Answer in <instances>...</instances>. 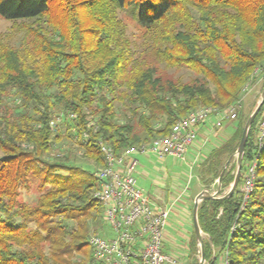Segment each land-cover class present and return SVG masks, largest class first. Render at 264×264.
<instances>
[{
  "label": "trees",
  "instance_id": "obj_1",
  "mask_svg": "<svg viewBox=\"0 0 264 264\" xmlns=\"http://www.w3.org/2000/svg\"><path fill=\"white\" fill-rule=\"evenodd\" d=\"M123 14L142 31V49ZM0 17L13 23L0 34V264H88L77 255L91 245L90 223L104 220L95 197L99 143L120 153L168 135L195 109L227 111L264 63V0H0ZM15 29L25 33L18 48ZM181 68L189 80L164 73ZM263 112L249 131L235 192L199 204L206 264H264ZM251 113H238L235 134L198 168L204 188L217 190L230 161L220 196L234 182ZM61 114L64 132L53 125ZM65 140L94 172L55 152ZM254 160V191L244 203L240 188ZM33 187L30 203L22 193ZM193 248L199 264L195 232Z\"/></svg>",
  "mask_w": 264,
  "mask_h": 264
},
{
  "label": "built area",
  "instance_id": "obj_2",
  "mask_svg": "<svg viewBox=\"0 0 264 264\" xmlns=\"http://www.w3.org/2000/svg\"><path fill=\"white\" fill-rule=\"evenodd\" d=\"M253 77L264 79V63L255 68ZM250 87L247 85L244 88V94ZM242 101L243 98L227 111L215 107L195 109L180 118L168 135L128 147L120 153L104 142L99 143L104 164L95 172L98 180L95 197L103 206L104 221L110 231L106 236H91L93 264H179L163 251L170 211L158 207L139 187L136 177L139 166L137 155L151 154L158 160L167 157L187 160L189 149L198 139V128L211 119H214L216 128L222 127L226 121L236 120ZM62 117V114L56 116L53 125L60 123ZM263 138L264 112L259 120L260 144ZM207 142L208 139L203 145ZM256 164L254 160L240 188L244 203L254 191Z\"/></svg>",
  "mask_w": 264,
  "mask_h": 264
},
{
  "label": "rangeland",
  "instance_id": "obj_3",
  "mask_svg": "<svg viewBox=\"0 0 264 264\" xmlns=\"http://www.w3.org/2000/svg\"><path fill=\"white\" fill-rule=\"evenodd\" d=\"M121 17L126 21L128 28H129V35L130 37L135 40L137 47L142 49V31L139 30L138 26L135 24L133 20H131V17L127 14L121 15ZM13 27V23L9 20L3 19L0 17V34L6 33L7 31H10V28ZM18 33L12 40L13 46L16 48L21 47L23 44V37L25 35L24 30H16ZM164 66V65H163ZM162 66V68H164ZM165 69V68H164ZM166 71V72H165ZM164 73L167 76L180 79L182 81L189 80L192 77V73L186 69H168L165 70ZM264 79H256L250 89L244 94L243 101H242V107L238 110L239 112H242L246 115H248L251 111L253 112L255 106L257 103L261 100V95L264 90ZM120 106V104L118 105ZM121 109V108H120ZM125 113L123 109H121L120 115ZM228 122L230 127H228ZM224 124V123H223ZM236 124L238 125V121H226L224 126H226V130H228V133L233 134L234 129L236 127ZM60 132H64L65 127L62 126V123H60L59 126ZM67 141L65 140L60 145L56 146L55 152L56 153H64V154H71L70 161L74 164H76L79 167L84 168L88 172H94L95 166L93 162L85 160L81 155L74 154L73 152H70L69 148L64 144ZM235 160L236 156H235ZM196 161L194 164L190 165L188 164V161H180V160H174V159H165V160H158L156 157L152 156L151 163L148 166V175H139V187L143 190L145 195H147L150 200H171L172 206L176 208H179L181 206L182 201L186 200L188 198V193L190 191H193L195 187L199 185V181L197 178L198 174V165ZM167 167V172H163V169ZM161 186V187H157ZM162 188V189H161ZM185 190H187V193H185ZM158 191L162 192L161 196H157ZM216 188L214 187L211 192H215ZM22 197L27 202H35V200L38 197V192L33 187L29 191H23ZM161 197V198H160ZM90 230L91 235L96 234L100 232H105L109 234L110 228L107 226L106 222L104 220L97 222H91L90 223ZM203 238H206L204 235ZM177 247L179 250L173 251L172 242L167 239V234L165 232V239L163 244V251L167 255H169L171 258L178 261L179 264H188V258L191 257V250L193 247L186 246L185 239H179L178 240ZM171 242V243H170ZM198 250V249H197ZM199 254V252H198ZM86 259L87 263L90 264L94 261L93 257V248L91 245H88L82 254L77 255V260L80 259Z\"/></svg>",
  "mask_w": 264,
  "mask_h": 264
},
{
  "label": "crops",
  "instance_id": "obj_4",
  "mask_svg": "<svg viewBox=\"0 0 264 264\" xmlns=\"http://www.w3.org/2000/svg\"><path fill=\"white\" fill-rule=\"evenodd\" d=\"M214 119H211L207 123L201 125L198 128V139L194 143V145L189 149V152L187 154V161L188 164L192 165L196 161L199 163L197 169L200 167V164L204 161V159L207 157L209 151L213 148H216L220 146L221 144H224L225 142L229 141L232 136L236 132L237 124L234 129V133L230 134L228 133V130H226V126L224 124L220 128L214 127ZM228 122V127H230ZM208 139V142L206 145H203V142ZM153 155L151 154H139L137 155V158L139 160V166L137 168V180L139 183V175H148V166L151 163V158ZM166 159H173L171 157H167ZM175 160V159H174ZM163 172H167V167L163 169ZM197 178L199 181V185L195 187L193 191H190L188 193V198L186 200H181V206L179 208H176L172 206L171 200H154L153 202L162 209H168L170 211V217L168 221V225L166 227V234L167 239L172 242L173 251L179 250L177 247L178 240L185 239L186 246L193 247V233L194 231V223H193V208L195 203L196 196L204 190V186L199 180L198 174ZM158 188L161 186H157ZM162 189V188H161ZM162 192L158 191L157 196H161ZM185 193H187V190H185ZM161 198V197H160ZM170 242V243H171ZM194 248L191 250V257L188 258V264H194L197 256L194 254ZM198 253V250H197Z\"/></svg>",
  "mask_w": 264,
  "mask_h": 264
},
{
  "label": "water",
  "instance_id": "obj_5",
  "mask_svg": "<svg viewBox=\"0 0 264 264\" xmlns=\"http://www.w3.org/2000/svg\"><path fill=\"white\" fill-rule=\"evenodd\" d=\"M263 106H264V90H263L262 95H261V100L257 103L256 107L254 108L253 112L250 114V116L248 117V119L245 123L243 133H242V137H241L240 143L238 145V148H237V151L235 154L236 159H237L236 160L237 161V169H236L235 179H234V182L231 185L229 191L224 196L219 195L221 190H222V178H223L224 173H225V171H226V169L230 163V161L228 160L226 162L221 174L218 177V180H217L218 189L215 192H211L210 189L205 188L195 198V203H194V208H193V223H194V231H195V236H196V240H197V247H198V252H199V264H206L205 250H204V243H203V239H204L203 237L205 234L203 233V231L201 229V226L199 223V218H198L199 204L204 200L227 199L235 192V190L238 187V184L241 180V167H242V162H243V158H244V154H245V147H246L249 131H250L255 119L259 115Z\"/></svg>",
  "mask_w": 264,
  "mask_h": 264
}]
</instances>
